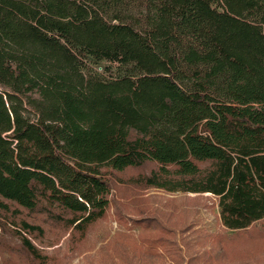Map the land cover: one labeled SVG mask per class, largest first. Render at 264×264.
I'll return each mask as SVG.
<instances>
[{"label": "trees", "instance_id": "16d2710c", "mask_svg": "<svg viewBox=\"0 0 264 264\" xmlns=\"http://www.w3.org/2000/svg\"><path fill=\"white\" fill-rule=\"evenodd\" d=\"M150 187L211 193L246 231L177 219ZM114 190L139 228L121 264L264 263V0H0V216L58 264L31 237L72 228L79 250Z\"/></svg>", "mask_w": 264, "mask_h": 264}, {"label": "rangeland", "instance_id": "374dc122", "mask_svg": "<svg viewBox=\"0 0 264 264\" xmlns=\"http://www.w3.org/2000/svg\"><path fill=\"white\" fill-rule=\"evenodd\" d=\"M89 64L100 71L104 70L105 65L114 68L118 65L106 60L94 61L92 59L89 60ZM140 170L142 169H128L125 177ZM115 180L119 183L117 179ZM141 193L150 205L161 207V209H173L176 212L177 219L192 220L199 227L206 228L211 232H224L236 238L246 231L227 229L221 223L218 197L211 193L169 192L156 187L143 189ZM113 197L116 200L112 202L108 214L89 228L86 237L79 244L81 245L78 248L79 250H73V246L76 244L71 241L72 228L63 230L50 227L48 223H43L45 229L43 236L30 237L44 253L50 255L58 264H104L109 263L111 260L114 264H121V257L115 251L117 249L115 247L131 246L133 238H137L139 228L128 229L127 226L116 219L114 214L116 201L121 200L117 190H114ZM254 226L264 232V218L255 221ZM12 227L14 225L5 217L0 216V264H35L27 252H22L20 240L12 231ZM158 262L159 264H174L169 259L164 258H161ZM219 264L242 263L226 259ZM252 264L256 263L253 262Z\"/></svg>", "mask_w": 264, "mask_h": 264}]
</instances>
